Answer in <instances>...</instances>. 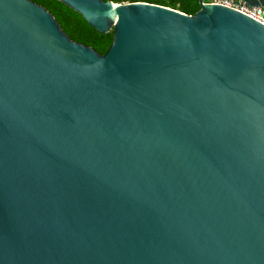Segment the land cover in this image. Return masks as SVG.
Here are the masks:
<instances>
[{
    "label": "water",
    "instance_id": "1",
    "mask_svg": "<svg viewBox=\"0 0 264 264\" xmlns=\"http://www.w3.org/2000/svg\"><path fill=\"white\" fill-rule=\"evenodd\" d=\"M55 1L112 40L0 0V264H264V26Z\"/></svg>",
    "mask_w": 264,
    "mask_h": 264
},
{
    "label": "trees",
    "instance_id": "2",
    "mask_svg": "<svg viewBox=\"0 0 264 264\" xmlns=\"http://www.w3.org/2000/svg\"><path fill=\"white\" fill-rule=\"evenodd\" d=\"M48 11L62 32L73 42L88 46L102 55L112 40V31L99 34L91 29L81 16L55 0H30ZM113 4L143 2L166 7L186 15H193L198 9L197 0H102Z\"/></svg>",
    "mask_w": 264,
    "mask_h": 264
},
{
    "label": "built area",
    "instance_id": "3",
    "mask_svg": "<svg viewBox=\"0 0 264 264\" xmlns=\"http://www.w3.org/2000/svg\"><path fill=\"white\" fill-rule=\"evenodd\" d=\"M207 3L233 9L264 26V4L257 8H251L238 0H209Z\"/></svg>",
    "mask_w": 264,
    "mask_h": 264
},
{
    "label": "rangeland",
    "instance_id": "4",
    "mask_svg": "<svg viewBox=\"0 0 264 264\" xmlns=\"http://www.w3.org/2000/svg\"><path fill=\"white\" fill-rule=\"evenodd\" d=\"M205 2H208V1H205Z\"/></svg>",
    "mask_w": 264,
    "mask_h": 264
},
{
    "label": "clouds",
    "instance_id": "5",
    "mask_svg": "<svg viewBox=\"0 0 264 264\" xmlns=\"http://www.w3.org/2000/svg\"><path fill=\"white\" fill-rule=\"evenodd\" d=\"M207 3V2H206Z\"/></svg>",
    "mask_w": 264,
    "mask_h": 264
}]
</instances>
